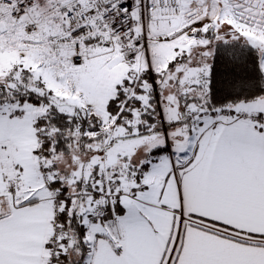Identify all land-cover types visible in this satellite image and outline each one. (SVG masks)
I'll return each mask as SVG.
<instances>
[{"label":"snow or ice","instance_id":"6c2138e0","mask_svg":"<svg viewBox=\"0 0 264 264\" xmlns=\"http://www.w3.org/2000/svg\"><path fill=\"white\" fill-rule=\"evenodd\" d=\"M0 264H264V0H0Z\"/></svg>","mask_w":264,"mask_h":264}]
</instances>
